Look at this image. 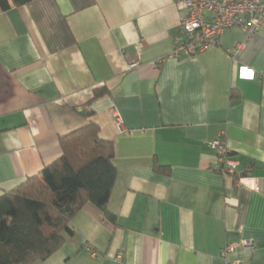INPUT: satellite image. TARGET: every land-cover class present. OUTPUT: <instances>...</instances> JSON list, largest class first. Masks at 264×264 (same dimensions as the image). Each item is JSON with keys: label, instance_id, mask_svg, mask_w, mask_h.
<instances>
[{"label": "crops", "instance_id": "1", "mask_svg": "<svg viewBox=\"0 0 264 264\" xmlns=\"http://www.w3.org/2000/svg\"><path fill=\"white\" fill-rule=\"evenodd\" d=\"M185 15L177 0L0 8V196L91 121L116 149L107 208L117 223L87 202L64 245L34 264H225L222 248L242 241L254 249L230 258L264 264V25L174 56ZM220 137L236 175L219 170L210 142Z\"/></svg>", "mask_w": 264, "mask_h": 264}, {"label": "trees", "instance_id": "2", "mask_svg": "<svg viewBox=\"0 0 264 264\" xmlns=\"http://www.w3.org/2000/svg\"><path fill=\"white\" fill-rule=\"evenodd\" d=\"M32 1L0 0V8ZM106 93V88L96 89L90 102ZM59 142L60 157L0 196V264H34L50 257L74 233L71 220L87 202L117 223L107 208L118 174L114 142L102 138L93 121ZM155 168L167 172L157 163Z\"/></svg>", "mask_w": 264, "mask_h": 264}, {"label": "built area", "instance_id": "3", "mask_svg": "<svg viewBox=\"0 0 264 264\" xmlns=\"http://www.w3.org/2000/svg\"><path fill=\"white\" fill-rule=\"evenodd\" d=\"M181 9L186 11L179 25V35L173 55L180 53L196 55L218 43L220 36L234 27H242L248 33L258 31L264 25V1L262 0H177ZM244 78H254L252 69L241 68ZM116 112V110H114ZM118 127L122 130V120L116 112ZM210 146L215 149L224 174L236 175L238 162L231 157L225 138L213 139ZM255 244L242 241L239 245L226 244L221 250L225 264H240L230 255L237 248L252 251ZM121 258V256H119Z\"/></svg>", "mask_w": 264, "mask_h": 264}]
</instances>
